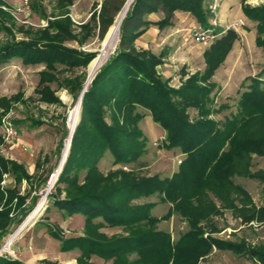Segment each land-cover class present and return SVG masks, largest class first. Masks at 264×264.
I'll list each match as a JSON object with an SVG mask.
<instances>
[{
    "label": "rangeland",
    "instance_id": "374dc122",
    "mask_svg": "<svg viewBox=\"0 0 264 264\" xmlns=\"http://www.w3.org/2000/svg\"><path fill=\"white\" fill-rule=\"evenodd\" d=\"M226 1L230 3L225 5L230 14L226 20L221 21L217 14L221 10L220 5ZM103 2L104 0H0V48L15 40L58 42L84 53L95 54L93 62L105 39L100 36L98 28L99 12ZM214 5H217L216 13L211 10ZM245 6L262 7L264 0L245 2L207 0L206 4L204 2L207 16L209 15L213 22L216 21L215 29L217 33H221L217 40L228 30H233L239 40V30H235L231 25L239 20V16L243 17V14L247 17V25L243 30H254L255 35H244L237 47L234 48L235 43L233 44L227 55L231 57L226 66L227 71L231 70L233 74L231 80L228 78L231 81L228 82V86L223 87L221 73L216 76L218 69L223 68L227 57L212 76H209L206 61V67L197 71L199 66L203 67V63L183 64L177 61V64H172L171 67L165 66V63H169L167 58L172 53L169 47L158 54L163 53L164 58L163 64L159 65L157 70L167 81L169 88L178 90L185 86H193L212 89L207 104L211 112L209 118L220 123L238 113L242 93L252 87L254 80H259L264 67V47H259L256 43V38L260 36L258 21L245 14L243 10ZM261 38H264V34ZM119 41L120 32L116 46L109 50L93 80L109 57L116 52ZM191 42L192 45H196L193 40ZM211 45L206 46L207 50ZM91 63L85 67L58 65L55 70H50L44 64H27L22 58H15L0 66V157L22 165L31 176L29 180L23 179L19 182L15 174L10 172L3 174L1 189L5 192V200L9 191L22 197V200L16 196L9 203L11 224L7 236L0 237V257L17 260L22 264H115V258L88 255L79 248L64 250L61 240L85 237L105 243L119 237H127L130 230L124 226H111L103 218L87 220L83 215L66 216L55 208L50 197L65 199L69 192L76 193L82 186L97 185L101 192H105L110 188L124 187L143 178L154 176L160 179L171 178L179 171L180 163L186 157L180 148L169 150L164 146L167 132L153 121L149 111L139 107L136 112L143 114L144 117L138 122L123 123L124 111L106 104L103 111L108 122L111 123V117L116 116L121 120V126L143 133L141 138L145 141L143 153L129 162L117 163L110 151H105L102 156L98 150L94 151L95 154L91 158L93 164L68 169L66 181L56 185V180L51 186L50 181L61 163L70 136L71 112L87 85ZM43 71H49L56 79L42 81ZM260 80L264 81L263 75ZM79 87L82 88L77 95ZM259 87H264V82ZM188 113L191 120L200 119L197 109L189 108ZM81 117L82 109L79 123ZM7 122L14 130L13 135H9L6 130ZM263 130L264 128H260L258 132ZM64 133L67 135L64 136ZM62 141L63 148L60 153L58 149ZM249 170L252 173L264 171V157L253 155ZM4 180L5 185L2 184ZM233 181L248 192L255 207L248 204L244 206L243 211L234 212L222 208L218 200L209 195V199L218 210L216 211L211 207L208 197H203L199 212L206 218L201 226L206 236L210 234L216 239L243 242L250 249L264 250V184L260 180L241 175H236ZM42 202L44 207L40 215L33 222L26 224L30 215ZM115 203L122 206L151 204V216L160 220L154 230L170 233L174 242L180 240L190 229L186 218L175 211L174 204L163 198L161 192L147 196L127 191L126 194H121ZM238 204L239 208L244 205L239 202ZM25 224L26 228L16 236ZM12 236H15L14 241L5 250L4 247ZM128 261L129 263H126L119 259L117 264H146L139 261L136 253L131 254ZM198 264L261 263L231 251L214 249Z\"/></svg>",
    "mask_w": 264,
    "mask_h": 264
},
{
    "label": "trees",
    "instance_id": "16d2710c",
    "mask_svg": "<svg viewBox=\"0 0 264 264\" xmlns=\"http://www.w3.org/2000/svg\"><path fill=\"white\" fill-rule=\"evenodd\" d=\"M127 1L104 0L98 25L102 38ZM204 2L135 0L132 3L120 28L116 52L102 66L83 95L81 121L75 129L70 153L56 185L66 181L68 169L93 164L91 158L94 151L98 150L100 156L110 151L115 162L126 163L136 159L145 150L140 130H129L121 126V120L116 116L111 117V123L105 119L103 106L106 104L124 111L123 123L142 119L144 115L136 112L139 107L149 111L153 121L167 132L164 146L169 150L180 148L186 156L180 163L179 171L171 178H143L105 192H101L97 185H89L79 187L76 193L69 192L65 199L50 197L55 208L66 216L83 215L87 220L103 218L111 226H124L130 230L127 237L105 243L85 237L61 240L62 249L79 248L88 255L115 258V264L119 259L129 263V256L134 253L138 254L139 261L146 264H198L203 257L218 249L244 255L264 264V250L261 248L250 249L243 242L220 240L210 234L206 236L201 226L206 216L199 212L203 197L206 196L211 207L216 210L209 195L216 198L222 208L234 212L243 211L248 204L255 207L248 192L236 185L233 178L241 175L260 180L264 184V171L252 173L249 170L253 155L264 157V130L258 132L264 128V87H259L264 82L260 80L264 76V67L259 80H254L252 87L242 93L238 113L220 123L209 118L211 112L207 104L212 89L193 86L178 90L169 88L157 70L163 64L164 54L156 55L136 47V40L150 25L165 28L172 24L178 11L192 14L200 25L208 27L210 24ZM243 10L248 17L258 21L260 36L256 38V43L264 47V38H261L264 34V6H245ZM155 12H163V18L157 22L146 19V16ZM237 39L238 35L228 30L205 51L209 76L225 61ZM95 56L58 42L15 40L0 48V66L12 59L22 58L27 64H44L50 70H55L58 65L85 67ZM41 75L42 81L56 79L49 71H43ZM189 108L197 109L200 119L191 120ZM62 148L63 141L59 145L60 153ZM9 172L15 174L19 182L31 178L22 165L0 157V237L8 234L11 224L9 203L18 197L9 191L5 200V192L1 189L3 174ZM127 191L147 196L161 192L163 198L174 204L175 211L186 218L190 225L189 231L174 242L170 233L154 230L160 220L151 216V204L122 206L115 203ZM18 199L22 200V197ZM238 202L244 204L243 207L239 208ZM51 233L58 238L55 233ZM0 264L22 263L0 257Z\"/></svg>",
    "mask_w": 264,
    "mask_h": 264
},
{
    "label": "crops",
    "instance_id": "0c3cea01",
    "mask_svg": "<svg viewBox=\"0 0 264 264\" xmlns=\"http://www.w3.org/2000/svg\"><path fill=\"white\" fill-rule=\"evenodd\" d=\"M206 2L207 0L205 1V4ZM226 4L228 5L230 3H228V1H226V3L224 4L222 3L220 5L221 10L219 14H217V18L221 21L226 20L225 18L228 16V14H230V12L227 11V8H225L227 6ZM163 16V12H155L149 14L146 19L151 22H157L161 18H163ZM246 18L247 17L244 14L243 17L239 16V20H243L245 24L244 26L235 29L239 30L240 39L235 42L234 48L237 47L241 40H243V38L245 37L244 35H255L253 29H251L250 31L243 30V28L247 25ZM207 19L209 23H211L210 21H212V18L209 17V15L207 16ZM197 25H199V23L192 14L178 11L175 13L171 25L162 29L157 25H150L146 32L136 40V47L138 49L150 50L157 55L161 53L162 50H164L166 47H169L171 48L172 53L169 58H167V62L169 63H165V66L169 65L171 67L173 66L172 64H177V61H181L183 62V64L197 63L200 65L201 63H203V67L199 66L197 68V71L203 70L206 67L204 52L207 50V47L196 43L195 46L192 45L193 43L191 42L192 39L190 37L191 30ZM241 31H244L246 34H243V32ZM230 59L231 57L229 55L222 66L223 68H220L217 71L216 76H219L220 73L223 76V87L228 86V82L230 83V80L233 78L231 70L227 71L228 69L226 67L228 66V62L230 61Z\"/></svg>",
    "mask_w": 264,
    "mask_h": 264
},
{
    "label": "bare ground",
    "instance_id": "6f19581e",
    "mask_svg": "<svg viewBox=\"0 0 264 264\" xmlns=\"http://www.w3.org/2000/svg\"><path fill=\"white\" fill-rule=\"evenodd\" d=\"M132 2H133V0H128L126 2V4L124 5V7L120 11V13L117 15L113 25L109 28L107 34L105 35V39H104V41L102 43V47H101V50L99 51V54H98L97 58L90 65L89 78H88L86 87H88V85L90 84L91 80L95 76L97 70L99 69V67L101 66V64L105 60V58L108 56L109 50L116 46L117 41L119 40V32H120V28H121L122 22H123L124 18L126 17ZM81 109H82V106H81V103H80V100H79L77 105H76V107L71 112V116H70V120H69L70 136H69V139L67 141V145L65 147V150L63 152L61 163L58 166L57 171L55 172V174L53 175V177H52V179L50 181V185L51 186L56 182V180L58 178V175H59L60 171L62 170V168H63V166L65 164V161H66V159L68 157L71 134L73 133L74 129L76 128V124L80 120ZM43 207H44V203L42 202V203H40L38 205V207L35 209V211L30 215V217L28 218L26 224L31 223L34 220H36V218L42 212ZM14 237L12 236V237H10V239H8V242H7L6 246L4 247L5 250L8 249L11 246V244L14 241Z\"/></svg>",
    "mask_w": 264,
    "mask_h": 264
},
{
    "label": "built area",
    "instance_id": "2783aa9c",
    "mask_svg": "<svg viewBox=\"0 0 264 264\" xmlns=\"http://www.w3.org/2000/svg\"><path fill=\"white\" fill-rule=\"evenodd\" d=\"M211 10L213 11V13H216L217 5L212 6ZM209 24L210 25L208 27H204L200 24L193 27V29L191 30L190 36H191L194 43L199 44V45L209 46L215 40H217V38L220 36L221 33H217V31L215 29L216 21H214V22L212 21V23H209ZM244 24L245 23L243 20H238V21H235L231 25V27L234 29H237L238 27L244 26ZM6 128H7L6 130H7L9 135L14 134V130L12 129V126L9 122H7ZM2 184L5 185L6 180H4V182Z\"/></svg>",
    "mask_w": 264,
    "mask_h": 264
},
{
    "label": "water",
    "instance_id": "95a60500",
    "mask_svg": "<svg viewBox=\"0 0 264 264\" xmlns=\"http://www.w3.org/2000/svg\"><path fill=\"white\" fill-rule=\"evenodd\" d=\"M92 81H93V79L91 80V82H92ZM91 82H90V83H91ZM85 91H87V87L84 88V90L82 91L81 96H80V103H81V106H82L83 95H84ZM78 124H79V122L76 124V127H77ZM75 129H76V128H75ZM75 129H74L73 133L71 134L70 144H69L70 146H71V141H72V138H73V135H74ZM70 146H69V150H70ZM63 167H64V166H63ZM62 170H63V168H62ZM62 170H61V172H62ZM61 172H60V173H61ZM60 173H59V175H60ZM59 175H58V177H59ZM26 226H27V225H23V227H22L21 230L17 233L16 236H18L19 234H21V232L26 228Z\"/></svg>",
    "mask_w": 264,
    "mask_h": 264
}]
</instances>
